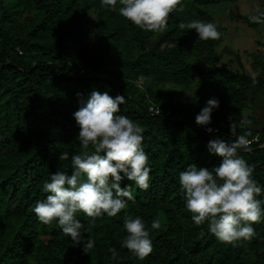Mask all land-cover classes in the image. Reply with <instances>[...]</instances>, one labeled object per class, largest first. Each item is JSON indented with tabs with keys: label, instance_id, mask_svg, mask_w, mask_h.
Masks as SVG:
<instances>
[{
	"label": "trees",
	"instance_id": "1",
	"mask_svg": "<svg viewBox=\"0 0 264 264\" xmlns=\"http://www.w3.org/2000/svg\"><path fill=\"white\" fill-rule=\"evenodd\" d=\"M238 1L182 0L166 28L152 32L100 0H0V264H264V221L253 223L251 240L221 242L207 223L194 224L179 185L188 164L211 168L220 162L207 143L235 139L231 116L249 121L237 134H247L250 151L238 154L264 187V57L254 53L249 71L219 65L216 55L227 27L210 6ZM249 15L229 10L231 19L258 28ZM196 19L214 22L219 38L200 40L187 27ZM173 86H195L196 92L177 97ZM94 89L123 95L117 114L143 128L150 180L146 190L121 182L135 199L114 217L92 224L82 211L75 213L95 242L86 253L55 220L39 222L33 208L46 198L42 185L51 173L71 174L72 153L85 154L73 113ZM210 97L220 101L212 132L195 123ZM64 151L69 158L61 161ZM257 199L264 201V192ZM124 212L140 216L150 231L152 251L143 259L120 247ZM153 218L159 229H151Z\"/></svg>",
	"mask_w": 264,
	"mask_h": 264
},
{
	"label": "clouds",
	"instance_id": "2",
	"mask_svg": "<svg viewBox=\"0 0 264 264\" xmlns=\"http://www.w3.org/2000/svg\"><path fill=\"white\" fill-rule=\"evenodd\" d=\"M100 4L130 20L142 30L160 32L167 26L170 12L182 0H100ZM249 20L264 24V12L250 14ZM183 29L185 24L180 23ZM200 40H215L221 35L214 22L199 19L188 23ZM123 95L115 97L108 91L93 90L73 113L79 126L77 139L85 154L73 152L71 174L57 170L45 180L42 191L46 198L38 200L33 208L39 222L48 225L54 220L60 230L71 238L72 245L83 244L88 253L94 247L91 229L82 231V223L75 213L82 211L94 224L104 215L114 217L127 207L135 197L130 186L121 182L131 181L141 190L149 187L150 166L148 155L142 147L143 128L125 115L117 114ZM220 101L210 97L195 116V123L207 126L212 132V113ZM230 132L235 139H210L208 151L222 159L211 168L190 163L179 172L180 192L185 208L191 213L195 225L207 223L208 231L224 243L251 240L255 235L253 223L264 221V201L257 199L262 187L253 177V169L238 154L250 151L247 134H237V128L249 121H235L231 116ZM69 153L61 152L59 159L67 160ZM123 227L126 236L120 247L127 248L137 258L143 259L152 251L150 231L140 216L124 212ZM151 229L160 228V220L153 218ZM87 233V237L83 235ZM112 258L116 249L109 248Z\"/></svg>",
	"mask_w": 264,
	"mask_h": 264
},
{
	"label": "rangeland",
	"instance_id": "3",
	"mask_svg": "<svg viewBox=\"0 0 264 264\" xmlns=\"http://www.w3.org/2000/svg\"><path fill=\"white\" fill-rule=\"evenodd\" d=\"M230 8L236 14H258V12H264V0H239L234 5L210 6L216 21L227 27L225 38L216 47V55L219 56L218 64L253 71V63L256 60L254 53L264 57V24L258 28H252L241 20H233L229 16ZM173 87L177 97L192 95L196 92L195 86L189 89Z\"/></svg>",
	"mask_w": 264,
	"mask_h": 264
},
{
	"label": "built area",
	"instance_id": "4",
	"mask_svg": "<svg viewBox=\"0 0 264 264\" xmlns=\"http://www.w3.org/2000/svg\"><path fill=\"white\" fill-rule=\"evenodd\" d=\"M158 112V111H157ZM250 140V139H249ZM251 141V140H250Z\"/></svg>",
	"mask_w": 264,
	"mask_h": 264
}]
</instances>
